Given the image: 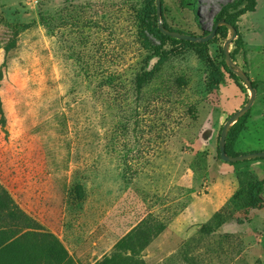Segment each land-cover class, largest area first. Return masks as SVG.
Segmentation results:
<instances>
[{
  "label": "rangeland",
  "instance_id": "obj_1",
  "mask_svg": "<svg viewBox=\"0 0 264 264\" xmlns=\"http://www.w3.org/2000/svg\"><path fill=\"white\" fill-rule=\"evenodd\" d=\"M254 6L230 52L264 105V0H162V14L205 37ZM231 38H168L156 0H0V264H264L263 173L220 160L251 94L224 65ZM256 107L231 155L264 152L241 141Z\"/></svg>",
  "mask_w": 264,
  "mask_h": 264
},
{
  "label": "water",
  "instance_id": "obj_2",
  "mask_svg": "<svg viewBox=\"0 0 264 264\" xmlns=\"http://www.w3.org/2000/svg\"><path fill=\"white\" fill-rule=\"evenodd\" d=\"M156 3H157L158 28L160 32L167 37H171V38L181 40V41H189L193 43L205 44V43H209L212 39L216 37L220 27L229 28L232 38L229 41H227L224 46L226 64L232 70V72L243 81V83L249 89L251 94H250V99L248 103L246 104V106L238 110L226 122V124L224 125L222 129L220 141H219L220 158L222 162L227 163V164H237V163L259 159V158L264 159V152L250 153V154H244V155H239V156H230L226 152L227 139H228V135H229L231 128L233 127V125L238 123L239 120L243 118L251 110V108L253 107L255 103L256 97H257V90L253 87V81L250 79L247 73L244 72L242 69H240L239 66L236 65L235 62L232 60L230 47L232 45L233 40L238 38V35H239L238 29H236L234 26H232L226 21H220L219 23H217L215 29L205 37H195V36L188 35L185 33L172 31L165 27L163 14H162V0H156Z\"/></svg>",
  "mask_w": 264,
  "mask_h": 264
},
{
  "label": "crops",
  "instance_id": "obj_3",
  "mask_svg": "<svg viewBox=\"0 0 264 264\" xmlns=\"http://www.w3.org/2000/svg\"><path fill=\"white\" fill-rule=\"evenodd\" d=\"M258 95V94H257ZM263 99H264V95H263ZM264 101V100H263ZM259 99L256 97L255 103L253 105V107L256 105V109L258 107L263 108L262 110L256 112V117H252L249 119L246 127L244 128V130L242 131V136H241V141H246L245 143H248L247 141H250L253 136V134L257 135V139L258 138H263L264 139V105H261L258 103ZM255 109V110H256ZM252 110V108H251ZM259 163H253L251 168H249L248 165L246 164H238V165H229V164H225V163H221L225 170V173L227 175H231V177L236 176L235 173H237L239 170H253L255 169L256 173H263V176H261L259 179H261L262 181H264V159H262L261 161H258ZM257 177V175H256ZM264 191V189H263Z\"/></svg>",
  "mask_w": 264,
  "mask_h": 264
},
{
  "label": "trees",
  "instance_id": "obj_4",
  "mask_svg": "<svg viewBox=\"0 0 264 264\" xmlns=\"http://www.w3.org/2000/svg\"><path fill=\"white\" fill-rule=\"evenodd\" d=\"M240 12H243V13H241V14H239V15H236L235 16V18L233 19V20H231V21H227V20H220V21H226V22H228L229 24H231L232 26H234L236 29H237V25H236V21H237V19L239 18V17H241L242 15H244V14H246V13H248V12H255V6L253 7V8H245L244 10H242V11H240ZM220 21H218V23L220 22ZM167 28V27H166ZM221 28V27H220ZM219 28V29H220ZM228 28V27H227ZM159 29V28H158ZM229 29V28H228ZM160 31V30H159ZM219 31V30H218ZM218 34V33H217ZM238 37H239V35H238ZM168 38H170V39H174V38H171V37H168ZM238 40L240 41L241 40V42H242V39H240V37L238 38ZM197 44V43H196ZM232 60L235 62V59H234V57H232ZM224 65L227 67V71H228V73L231 75V76H233V77H235L236 79H238V80H241L240 78H238L233 72H232V70L228 67V65L226 64V58L224 57ZM139 80H142V77H141V79H139ZM242 81V80H241ZM255 85H254V83H253V87H254ZM255 88V87H254ZM249 101V100H248ZM248 101L243 105V107H245L246 106V104L248 103ZM242 107V108H243ZM251 111V110H250ZM250 111L243 117V118H241L240 120H239V122L238 123H236L235 125H233V127L231 128V130H230V132H229V135H228V139H227V145H226V152H227V154L228 155H230V156H235V155H231L230 154V140H231V134H232V132H233V130H234V128L240 123V122H242L244 119H246L248 116H249V114H250ZM234 115V114H233ZM232 115V116H233ZM231 116V117H232ZM231 117H229V119L231 118ZM228 119V120H229ZM222 129H223V127H222ZM222 129H221V132H222ZM220 136H221V134H220ZM219 141H220V139H219ZM236 156H239V155H236ZM220 160H221V158H220ZM227 164V163H226ZM229 165H236V164H229ZM263 189H264V181H261V182H259L258 184H257V186L255 187V189H254V191H253V198H256V199H259V197H260V195H261V193H262V191H263Z\"/></svg>",
  "mask_w": 264,
  "mask_h": 264
}]
</instances>
